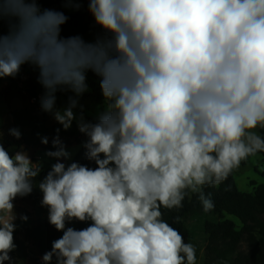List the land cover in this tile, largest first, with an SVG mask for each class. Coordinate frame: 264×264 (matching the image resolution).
Instances as JSON below:
<instances>
[{
  "label": "clouds",
  "instance_id": "1",
  "mask_svg": "<svg viewBox=\"0 0 264 264\" xmlns=\"http://www.w3.org/2000/svg\"><path fill=\"white\" fill-rule=\"evenodd\" d=\"M63 2L79 10L84 0ZM40 3L0 0V79L15 78L25 64L37 68L41 109L65 130L76 120L78 100L70 97L57 110V92L82 95L91 71L106 101L95 122L81 114L78 123L86 157L97 167L61 162L71 153L59 136L46 153L57 162L38 183L41 204L63 235L43 264H197L196 246L162 209L178 210L196 194L203 210H212L204 189L264 152V135L255 131L264 129V0H87L102 29L93 41L63 37L69 17ZM9 134L22 136L16 127ZM2 135L6 264L17 247L14 200L32 193L41 167L26 151L11 153ZM75 222L88 226H69Z\"/></svg>",
  "mask_w": 264,
  "mask_h": 264
},
{
  "label": "trees",
  "instance_id": "2",
  "mask_svg": "<svg viewBox=\"0 0 264 264\" xmlns=\"http://www.w3.org/2000/svg\"><path fill=\"white\" fill-rule=\"evenodd\" d=\"M64 5L63 0H41L40 3L41 9L60 11H63L62 6ZM66 15L69 20L62 26L61 35L63 37L75 36L80 30L88 33L92 29H96V32H101L99 28L87 25L93 17L88 10L87 0H84L79 10H75L74 14ZM99 80L100 78L97 82L88 83V86L92 89L91 93L97 103L101 105L106 101L102 95ZM28 91L33 95L39 93L36 86ZM70 95V97H74L73 93ZM69 99L64 102L65 106L69 105ZM97 119L98 117H92L90 122H95ZM58 129L59 132H57ZM52 131L58 136L74 138L76 144H83L73 162L77 161L92 168L97 167L94 161H89L86 157L84 143L87 137L85 134L81 133L76 136L58 124L53 125ZM256 131L258 134L264 135V129L257 128ZM3 144L11 153L22 149V144L16 138L11 141L5 140ZM24 144L27 147L31 146L26 142ZM48 148L55 151L52 143ZM258 154L262 156L264 162V152ZM247 160L242 161L241 165H245ZM38 167L41 166L38 165ZM47 172L41 167L40 176L36 178L34 184L43 179ZM261 174L264 176V171ZM251 184L252 192H241L237 188L234 173H232L219 186L204 189L206 194L211 193V199L215 205L212 210L205 212L198 196L193 194L191 198L184 200L183 207L178 210L162 209L163 219L181 232L186 243H191L197 229L206 234L203 264H264V184H257L255 181H252ZM29 195L34 196V188ZM25 215L30 219L31 225L20 229V236L14 239L17 247L11 252L12 260L6 264H13L16 260L24 259H32L35 264H43L42 257L51 250L52 241L63 235L48 220L35 218L32 213L28 212H25ZM177 216L180 217L178 222L175 219ZM191 221H195L196 225ZM72 226L83 229L88 226V223L75 222L72 223Z\"/></svg>",
  "mask_w": 264,
  "mask_h": 264
},
{
  "label": "rangeland",
  "instance_id": "3",
  "mask_svg": "<svg viewBox=\"0 0 264 264\" xmlns=\"http://www.w3.org/2000/svg\"><path fill=\"white\" fill-rule=\"evenodd\" d=\"M63 11L72 15L75 10L66 5L62 6ZM7 21L3 24V31L7 33ZM88 26L92 28H99L101 32H96V29H92L90 32L80 30L77 35L82 36L86 41H93L98 35L102 33V29L95 23L94 17H92L88 23ZM39 71L31 64H25L22 66L20 73L15 77H7L0 79V131H2V142L5 140H14L15 137L9 134V129L16 127L19 128L22 136L17 139L22 144L23 151H26L32 158L36 166L43 167V170H51V166L57 162L54 157H49L46 153L50 150L49 144L52 143L53 138L57 137L52 131V127L55 124L61 125L57 122L53 114L45 112L41 109L40 102L33 103V94L28 90H32L33 86L39 90V93L44 94L45 89L38 81ZM98 76L91 72H87V84L90 82H97ZM92 89L88 86V90L82 95L76 96L72 91H59L57 92L56 109L63 111L68 106L64 105V102L70 98V93L74 94V97L78 100V105L73 111L76 113V120L72 122V126L68 128L76 136L82 132L79 130L78 123L81 114L85 121L90 122V118H97L105 110L106 103L99 105L92 95ZM39 125V127H36ZM63 126V125H61ZM256 131V130H255ZM42 137L48 138V143H42ZM60 140L64 143L67 150L71 153L70 159H61V162L70 164L73 162L74 157L81 151L83 144H76L75 139L70 136H59ZM24 142L30 144V147L24 144ZM262 157L260 154L250 157V161L245 165L233 171L235 183L237 188L241 192L250 193L253 191L252 181L257 184H264V164L260 162ZM40 176V174L38 175ZM38 189V185H36ZM16 219V229L14 232V239L19 237V231L24 226H30L31 222L28 218L27 221L21 217L25 216V212L32 213L34 215H41L44 219L48 220V208L42 206L41 201L36 202L34 196L27 195L24 197H17L14 200ZM45 212V213H44ZM44 213V214H43ZM49 221V220H48ZM196 225L195 221H191ZM69 226H72L70 224ZM206 234L197 229L193 235L191 243L196 246L197 249V264H203L204 252L206 246ZM43 261V260H41ZM13 264H35L32 259L16 260ZM55 264V262H53Z\"/></svg>",
  "mask_w": 264,
  "mask_h": 264
},
{
  "label": "crops",
  "instance_id": "4",
  "mask_svg": "<svg viewBox=\"0 0 264 264\" xmlns=\"http://www.w3.org/2000/svg\"><path fill=\"white\" fill-rule=\"evenodd\" d=\"M36 127H39V125L35 126V128ZM249 161H250V158L247 160L246 163H248ZM260 162H262V164H264L263 159L260 160ZM41 180H43V179H41ZM38 183H39V181L34 184V198H35L36 202L42 201V198H43V193L41 192V190L39 188L38 189L36 188V185H38ZM34 217L35 218H43V216H41V215H34Z\"/></svg>",
  "mask_w": 264,
  "mask_h": 264
},
{
  "label": "built area",
  "instance_id": "5",
  "mask_svg": "<svg viewBox=\"0 0 264 264\" xmlns=\"http://www.w3.org/2000/svg\"><path fill=\"white\" fill-rule=\"evenodd\" d=\"M42 95H43V94H41V93H38L37 95H33V96H32V102H33V103L40 102V98H41Z\"/></svg>",
  "mask_w": 264,
  "mask_h": 264
}]
</instances>
